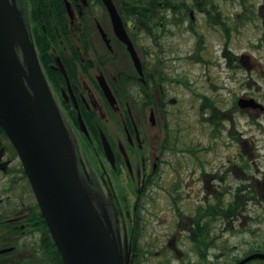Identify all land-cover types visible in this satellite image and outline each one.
<instances>
[{
    "label": "flooded vegetation",
    "instance_id": "flooded-vegetation-1",
    "mask_svg": "<svg viewBox=\"0 0 264 264\" xmlns=\"http://www.w3.org/2000/svg\"><path fill=\"white\" fill-rule=\"evenodd\" d=\"M14 1L25 18L29 39L42 70L40 51L35 46L28 19L36 0ZM111 1L138 65L128 46L116 35L103 0H62L68 19L64 24L67 31L53 41L55 45L49 44L46 54L44 52V56L52 60L49 67L62 77L61 100L54 97V101L73 143L80 179L99 214L109 220L126 264H226L222 251L225 242L221 243L220 235V231L223 232L225 239L228 233L226 222L233 224L235 219L239 231L251 222V237L255 230L264 232V223L259 222L264 220V209L260 207H264V170L259 168V151L254 149V141L229 135L234 148L220 156L225 163L214 172L208 170L203 159L213 153L217 155L211 147L187 152L165 147L169 144L168 136L175 143L178 141L170 129L172 108L181 102L174 95L178 90L186 94L194 108L199 104L197 110L202 115L197 120L203 122L201 124L207 128L219 126L211 132H217L220 138L228 135L227 122L234 128L235 119L244 118V114V126L249 128L253 124V113L256 118L262 111L264 114V109L239 105L240 100H254L243 96L235 99L230 113H226L218 95L220 92L216 91L222 90L221 71H229L230 78L235 79V73L243 64L246 71L258 66L249 63L252 60L249 55L237 56L229 49L232 36L239 34L241 25L228 22L220 6L200 5L201 0H167L168 5L161 0L157 6H142L139 12L137 9L131 11L128 6H116L114 0ZM56 6V0H48L49 13L54 12ZM39 12L43 21L44 13ZM206 36L214 43L217 41L221 50L207 45ZM182 45H187L186 53ZM15 51L18 57L22 56L18 44H15ZM221 60L225 62L223 69L219 66ZM197 66L203 67V71L193 76L192 81L178 75L179 67ZM24 68L28 71L27 66ZM103 80L115 100L113 106L102 90ZM236 106L238 112L233 110ZM102 109L115 117L123 135L112 137L103 132L99 125L100 120L104 121ZM83 114L93 117L87 126ZM79 116L85 131L80 126ZM102 135L112 149L114 165L107 159ZM167 156H171V160ZM93 162L102 166L100 169L105 168L104 178L110 181L109 187L100 188L88 178ZM187 163L192 170L185 174ZM228 181L234 185L231 182L228 185ZM116 185L125 194L122 197L118 193L120 197L117 198L124 205L121 207L125 217L123 225L119 224L111 207V190L116 189ZM244 187L251 191V197L244 198L245 204L238 205L246 193ZM179 189L185 190V198L178 196ZM154 190L162 197L151 198ZM231 201L235 202V208L227 213ZM34 204L37 205L17 151L0 125V264H19L33 253V249L29 252V247L35 252L41 251L39 231L29 226L25 229L23 224L35 212ZM248 206L251 207L247 209ZM247 210H255L254 219L244 222ZM236 228L231 226L230 230ZM255 240L258 243L259 238ZM256 243L248 253L264 254L259 249L260 246L264 249V242Z\"/></svg>",
    "mask_w": 264,
    "mask_h": 264
},
{
    "label": "water",
    "instance_id": "water-1",
    "mask_svg": "<svg viewBox=\"0 0 264 264\" xmlns=\"http://www.w3.org/2000/svg\"><path fill=\"white\" fill-rule=\"evenodd\" d=\"M103 2L116 35L128 46L137 64L112 1ZM15 44L23 53L28 71L18 59ZM101 86L113 106L115 100L104 80ZM239 105L263 110L252 100H240ZM78 119L85 131L81 117ZM0 125L17 151L63 264H126L109 220L99 214L80 179L70 140L14 0H0ZM102 142L107 159L114 165L104 135ZM255 258L264 260V255L250 256L239 264Z\"/></svg>",
    "mask_w": 264,
    "mask_h": 264
},
{
    "label": "rangeland",
    "instance_id": "rangeland-1",
    "mask_svg": "<svg viewBox=\"0 0 264 264\" xmlns=\"http://www.w3.org/2000/svg\"><path fill=\"white\" fill-rule=\"evenodd\" d=\"M210 2L217 6H220L219 10L224 16L227 17L228 22L234 21L240 23L241 25V28L238 32L239 34L232 36L233 38L230 41L231 44H229V49L234 51V53H236L237 56L241 54L249 55V58L252 59L250 60L249 63L250 64L256 63L258 65L255 69L246 71L248 69H246L245 64H243L239 69V71L235 73V79L230 78L229 71L227 70L221 71L220 81L222 84V90L220 91L216 90V91L220 92L218 95H220V100H222L224 103L223 107H225L224 108L225 112L230 113L229 111L232 109L231 107L233 106V104L235 105V99L241 96L252 98L254 99L252 100L254 102L257 100V102L255 103L260 104L261 106L264 107V0H211ZM206 38H207V45H210V47L215 46L214 48L218 47L217 41L214 43L213 41H211V38H208L207 36ZM180 47L182 48V51L186 53L188 48L187 45H182ZM217 50L220 51L221 47H218ZM18 59L20 63L24 64L23 57L19 56ZM221 61L222 62L219 64V66L221 65L220 67L223 69L224 68L223 64L225 62L223 60ZM202 71H203V67H199V66L188 67V68L179 67L178 75L182 74L181 75L182 78L192 81L193 76H198V73L201 74ZM195 90L199 91L197 88H195ZM210 92L212 95L215 94L214 91H210ZM174 95L178 96L181 99V102L179 103V105H176L172 108L173 115L170 119L171 121L170 129H172L171 133L176 135V139L179 140L177 147H179L180 150L188 147L193 148L196 147L197 145L198 147H202V148L211 147L212 151L216 152L217 155L213 153L214 155L211 154V156L209 157L205 156L206 158L204 157L203 159L207 162L209 168L208 170L214 172L220 165L222 167L225 163L223 159L221 162L220 156H222L226 151H231L234 148V143H232V140L229 135H233V136L240 135V138L243 140L254 141V149L259 151L258 153L259 156L258 161H260L259 168L263 167L264 170V164H263L264 114L263 113H259L258 118H256L255 116L256 114L253 113V118H254L253 124H251L249 128L244 126L246 117L244 116V114H242L244 118L237 117L235 119L234 128L232 127L231 123L227 122L226 128L228 131V135L222 136L220 138L219 135L212 136L211 134L210 139L207 140L208 133L213 131L214 129H219V126L214 128L212 126L211 127L208 126L207 128L206 126L201 124L203 122L200 123L197 120L198 117L202 115V113L198 112L197 110L199 104L195 105L196 108H194L192 105H190V99L188 101L186 98V94L180 90L175 92ZM250 100L248 99L244 101H250ZM233 110L237 112L239 111V109H237V106ZM102 112L104 113L103 109ZM103 119H104L105 132L107 134H111L112 137L116 135H123L116 123L115 117L112 114L107 115L104 113ZM254 123H256V125ZM247 148L248 147H246V149ZM167 157H169V159L171 160V156H167ZM185 168H186V170L184 171L185 174H187V171L191 172L192 170L191 164L189 163H187ZM250 172L251 171H249L248 175H251ZM230 182L228 181V185H230ZM231 185L234 184H232L231 182ZM179 190L180 193L178 196L181 198H185L186 197L185 190L182 189ZM193 194L196 195V193ZM172 196L177 197L175 194H173ZM150 197L154 199H158L162 196L159 195L156 190H154L153 192L151 191ZM250 207L251 206H248L247 209H249ZM260 207L264 209L263 206ZM254 211L255 210H253V212L252 211L249 212L247 210V213H244L243 215L244 222L245 220L248 221L249 218L254 219ZM259 213L261 212L259 211ZM262 215H259V217ZM232 222L233 224H228L226 222V226L229 227V229L225 239L222 235L223 232L220 231L221 243L222 241L225 242L223 250L222 249L221 250L225 253L224 260L226 264H236L239 259L244 258L245 254L248 253L249 249L256 243V240L253 241L254 239L259 238L258 243H256L258 245L262 244V241L264 242V237L261 238L264 235V232H262L261 229L255 230L254 236L252 237L250 236L252 230L251 222L247 224L248 230L245 231H243V229L247 225L242 227V230L239 231L235 219H233ZM259 222L263 224L264 220H260ZM221 226H224V224H221ZM231 226L235 228L237 227L236 230L234 231L230 230ZM221 260H223V258H221ZM253 264H263V263L253 262Z\"/></svg>",
    "mask_w": 264,
    "mask_h": 264
},
{
    "label": "trees",
    "instance_id": "trees-1",
    "mask_svg": "<svg viewBox=\"0 0 264 264\" xmlns=\"http://www.w3.org/2000/svg\"><path fill=\"white\" fill-rule=\"evenodd\" d=\"M35 1V0H34ZM208 2V0H206ZM206 1L201 0L200 5L202 4H209V5H215L211 2L207 3ZM57 6L55 8V11L52 13H49L48 11V0H36V4L32 7L31 12L28 14V19L30 21V25L32 27V32L34 34V41H35V46L38 47V50L40 51V56H39V62L41 64L43 74L45 76V79L53 93V96L56 97L58 100H61V94L59 91V86L61 85L62 77L58 72H53V70L49 67L51 64L52 60L51 58L44 56V52L46 54V50L49 49V44L51 43L52 45L54 44V40H58L60 37L64 36V31H67L64 28V24L68 22V19L66 18L65 10L62 4V0H56ZM161 0H114V3L116 6H128L131 11H134L137 9V12L140 11L141 7L146 5V6H157V3H160ZM162 2L166 5H168L167 0H162ZM39 11H42L44 13V20H40V13ZM54 28H57L55 31ZM44 48V50H43ZM64 64L66 62L64 61ZM74 112V111H72ZM74 119V117H73ZM75 121V120H74ZM83 121L85 122L86 126L89 125L93 121V117H90L89 115L83 114ZM76 122V121H75ZM100 127L103 129V132H105V127H104V121L100 120L99 123ZM90 128V126H88ZM121 130H123L121 128ZM107 134V133H106ZM212 136H215L217 132H211ZM175 140L171 139V136H168V142L169 144L166 145L165 148L168 147L169 150L174 151V150H179L180 148L177 147V144L179 143V140L175 143ZM205 150L202 147H196L193 148H184L182 149L183 151H191V150ZM196 156V155H195ZM118 164L116 167L118 168ZM95 169H97V172L94 171V169H88V178L91 179L92 182H94L98 187L106 188L109 187L110 181L108 179L104 178V172L103 170L105 169H100L102 166H100L98 163L93 162V166H91ZM99 171V172H98ZM112 182V181H111ZM139 181L136 180V183ZM134 188V187H133ZM122 189H120L116 185V189L113 188L111 190V207L113 209V213L116 214V219L119 222L120 225H123V222L125 220V217L122 215L121 207L122 202L119 203L117 201V198L120 197V194H122ZM244 190H246V193L243 195V199L241 200L242 202H237L239 204H245L244 198L247 200L251 197V191L248 190L244 187ZM253 193L256 192V190L251 189ZM125 191V190H124ZM116 194V195H115ZM125 194H122V197H124ZM113 200V201H112ZM119 203V205L117 204ZM235 208V202L231 201L228 204L227 208V213L230 212L231 210H234ZM35 212H33V215L30 216L31 219H29L26 222H23L25 229L29 226L31 229L38 230L40 234V239H39V249L41 250L40 252H35L34 248L29 247V252L32 251L33 253L30 254V256H27L23 261H20L19 264H63L60 254L57 251L50 235L49 231L47 229L46 223L41 216L40 212H38V207L36 204H34ZM234 213V212H233ZM121 214L122 216H120ZM27 225V226H26ZM16 245V244H14ZM262 247L260 246L259 249ZM28 249V248H27ZM263 250V251H262ZM262 252H264V249H261ZM250 255V253H246L245 257ZM257 262H262L261 260H256Z\"/></svg>",
    "mask_w": 264,
    "mask_h": 264
}]
</instances>
